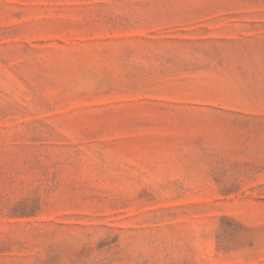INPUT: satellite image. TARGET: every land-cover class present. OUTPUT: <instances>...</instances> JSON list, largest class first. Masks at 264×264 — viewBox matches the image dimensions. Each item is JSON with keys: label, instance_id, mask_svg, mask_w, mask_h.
I'll return each mask as SVG.
<instances>
[{"label": "rangeland", "instance_id": "rangeland-1", "mask_svg": "<svg viewBox=\"0 0 264 264\" xmlns=\"http://www.w3.org/2000/svg\"><path fill=\"white\" fill-rule=\"evenodd\" d=\"M0 264H264V0H0Z\"/></svg>", "mask_w": 264, "mask_h": 264}]
</instances>
